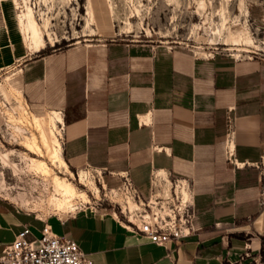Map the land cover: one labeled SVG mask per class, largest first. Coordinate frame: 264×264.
<instances>
[{
  "label": "crops",
  "instance_id": "0c3cea01",
  "mask_svg": "<svg viewBox=\"0 0 264 264\" xmlns=\"http://www.w3.org/2000/svg\"><path fill=\"white\" fill-rule=\"evenodd\" d=\"M42 51L0 1V70L18 69L36 114L62 113L69 167L128 174L144 199L156 172L186 178L197 231L163 246L120 214L41 217L0 197V255L47 223L96 264H264V62L124 40Z\"/></svg>",
  "mask_w": 264,
  "mask_h": 264
},
{
  "label": "rangeland",
  "instance_id": "374dc122",
  "mask_svg": "<svg viewBox=\"0 0 264 264\" xmlns=\"http://www.w3.org/2000/svg\"><path fill=\"white\" fill-rule=\"evenodd\" d=\"M0 1L7 2L11 20L20 28L25 41L21 14L32 8L44 33L45 51L124 40L187 47L201 56L228 55L264 62V0ZM103 15L109 21V27L104 30L100 21ZM24 18L28 23V17L24 15ZM23 103L36 114L24 97L18 69L0 70V197L41 217L90 207L118 211L119 204L129 214L126 205L130 199L126 201L117 190L122 184V174L90 166L69 167L68 171L24 145L31 130L23 128L21 123ZM58 129L59 126L57 136L63 142V130ZM33 158L46 159L55 173L68 177L79 190L85 191L90 202L78 199L66 211L51 206L48 199L55 195V186L50 176L33 166ZM82 170L89 171L90 180L81 178Z\"/></svg>",
  "mask_w": 264,
  "mask_h": 264
},
{
  "label": "built area",
  "instance_id": "2783aa9c",
  "mask_svg": "<svg viewBox=\"0 0 264 264\" xmlns=\"http://www.w3.org/2000/svg\"><path fill=\"white\" fill-rule=\"evenodd\" d=\"M62 130V126L60 127ZM228 155L234 156L233 141L228 139ZM264 166V159L262 160ZM118 193L140 204L134 218L119 204L118 211L126 220L128 228L152 242L167 246L197 231L194 220L197 210L193 201L191 183L186 178L173 177L156 172L151 180V194L144 199L128 174H122ZM94 212L108 213L107 208L90 207ZM119 212V213H118ZM0 264H96L73 238L55 233L45 224L40 236H32L30 227L16 235L0 255Z\"/></svg>",
  "mask_w": 264,
  "mask_h": 264
},
{
  "label": "bare ground",
  "instance_id": "6f19581e",
  "mask_svg": "<svg viewBox=\"0 0 264 264\" xmlns=\"http://www.w3.org/2000/svg\"><path fill=\"white\" fill-rule=\"evenodd\" d=\"M24 15L28 17V23H26ZM21 16V25L29 50H41L45 47L46 40L43 31L40 29L34 17L32 8H29L28 12L22 13ZM100 21L102 30L109 27L108 17L103 15L101 16ZM234 48L238 51L242 50L239 47ZM21 105L22 126L23 128H29L31 130L30 136H26V139L24 140V145L33 152L38 153L40 156L47 158V160H49L53 165L61 166L70 171L69 165L63 156V146L61 140L56 133L58 123L64 121L62 113L60 111H48L46 114L39 116L31 113L24 103ZM58 130H61V128ZM47 160L33 158V166L44 175L51 177L56 192L55 195H52L48 199L51 206L55 209L66 211L68 208L73 207L78 199L90 202L89 196L85 191L79 190L75 183L68 177L55 173L53 167ZM80 175L82 179L86 178L90 180L89 171L82 170ZM91 182L93 183V180H91ZM129 199L130 200L128 205H126V208L128 213L131 214L132 218H134L133 216L136 213V210L140 208V204L131 198Z\"/></svg>",
  "mask_w": 264,
  "mask_h": 264
},
{
  "label": "trees",
  "instance_id": "16d2710c",
  "mask_svg": "<svg viewBox=\"0 0 264 264\" xmlns=\"http://www.w3.org/2000/svg\"><path fill=\"white\" fill-rule=\"evenodd\" d=\"M46 52H48V51L43 50L41 53H46Z\"/></svg>",
  "mask_w": 264,
  "mask_h": 264
}]
</instances>
